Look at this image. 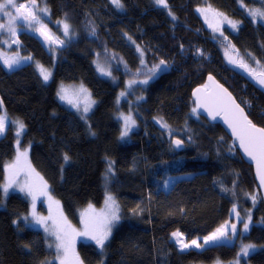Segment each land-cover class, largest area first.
<instances>
[{
  "label": "trees",
  "instance_id": "16d2710c",
  "mask_svg": "<svg viewBox=\"0 0 264 264\" xmlns=\"http://www.w3.org/2000/svg\"><path fill=\"white\" fill-rule=\"evenodd\" d=\"M45 2L51 19H67L77 35L53 52L36 34H19V53L53 68L49 83L33 63L11 70L0 59V111L26 126L21 138L12 124L0 138V184L9 175L7 165L15 163L18 151L26 150L27 159L21 161L26 162L31 185L35 186L33 178H42L76 225L81 223L80 211L89 205L101 207L109 190L119 203V220L102 250L91 240L79 244L84 264L232 261L238 255L237 243L181 251L172 233H183L187 241L208 236L230 220L233 205L242 217L251 212L244 239L255 247L244 264H264V201L253 166L244 161L237 141L220 123H209L192 111V91L212 74L234 94L251 121L264 127V91L230 67L221 50L226 45L238 57L249 55L252 63L256 59L264 66V23H253L243 11L245 4L264 8V0H166V6L155 0H122V13L109 0ZM203 5L241 19L238 32L225 30L223 37H214L197 13ZM124 31L141 36L148 57L158 55L169 62L167 71L142 87L145 99L133 103L138 124L128 141L121 139L117 117L120 110L128 112L126 101L132 104L128 99L118 102L126 77L122 57L128 62L127 50L118 47ZM198 49L203 56L196 55ZM96 53L116 66L112 76L97 73ZM80 82L96 101L87 120L57 95L60 83ZM131 97L134 102L135 95ZM160 118L183 131L182 139L190 138L184 150L174 148ZM65 153L71 157L67 163ZM110 160L115 175L106 188ZM182 174L190 177L165 189L169 177ZM4 197L0 189V264H57L44 233L21 220L31 202L18 193ZM39 205L45 211L44 204ZM243 221L248 218H242L240 225Z\"/></svg>",
  "mask_w": 264,
  "mask_h": 264
},
{
  "label": "rangeland",
  "instance_id": "374dc122",
  "mask_svg": "<svg viewBox=\"0 0 264 264\" xmlns=\"http://www.w3.org/2000/svg\"><path fill=\"white\" fill-rule=\"evenodd\" d=\"M109 1L115 7L116 12H118V13L124 12V7L122 9H118L112 3V0H109ZM0 2H3V0H0ZM16 2H17V4H25L29 8H31V0H16ZM36 4L38 5V8H33L31 10L33 11V13L35 15L40 17L39 23L33 22V23L29 24L28 22L24 21L23 19H18L17 22L14 24V27L16 28V36L15 37H12L9 34V32L7 31V29L0 30V59L2 61H4L5 59H15L18 57H24L19 53V50H18L20 43H13L14 40H17V39L19 40V38H18L19 34L23 31H28V32H32V33L36 34L39 38L42 39V41L44 42L47 49H49L50 51H53V52H56V50H59V49L65 47L77 35L75 26L71 22H69L67 19H63V20H59V21H53L51 19V17H50L51 11H50L49 6L46 4L45 0H36ZM242 4H244V3H241L240 5L242 6ZM113 6H112V8H113ZM44 8L47 9V12H40L39 11V9H44ZM254 8H262V7H261V5H253V4L247 5V4H245L243 7V11L249 18H251L248 14V11L250 9H254ZM199 9H206L207 11L201 12V11H199ZM6 11L11 12L12 15H16L15 9H13L11 7L6 9ZM197 13L199 14V17L201 18L205 27L212 33V35L214 37H223L225 35V30H228L232 33H237L240 26L243 23V21L241 19H236V18L226 16L225 14H222L221 12L217 11L216 9L209 7V6H206V5L199 7L197 9ZM214 13H219L221 15L220 16H214ZM225 17L227 18V20H230V21H238L239 24H238L237 28L233 29L226 22V20H224ZM8 19H9L8 16L4 15L3 13H0V24H7ZM65 20L71 26L68 36H65L63 34V24L58 23L60 21H65ZM251 21L253 23H264V21H262L260 19L253 20L251 18ZM42 26H46L44 28V30L48 33L49 36H52V37L57 38L59 40H62V41H64V43L63 44L53 43L50 40H48L44 35L41 34L40 29ZM123 33L125 34V36H121L122 37V43L118 47L120 49L127 50L129 63L125 60L124 57H122V59H121L122 68L124 69V72L126 73V77H125V80L123 81L122 90L119 92V95H118V102L123 103L124 101H126L128 99V101H130L132 104H130L126 101L127 105H126L125 109H128V112L120 110V113L118 114L117 117L121 123L122 130H123L124 122L120 118L121 113H123L125 115L131 114V116L135 120V125L129 131L128 136H126L124 138L126 141H128L131 133L133 132V130L136 128V126L138 124L137 118L134 115V113L136 112V108H133L134 107L133 103H138V102L143 101L145 99L141 93L142 87L143 86L145 87L146 85H148L149 83H151L152 81L157 79L161 73L167 71V69L169 68V62L166 61L167 65L161 66V69L157 70L155 72V74L150 73L149 69H151L154 64L159 63V61L162 60L161 57L158 55H155L154 57H151V58L148 57L145 49L142 47V45L140 43L139 37H141V36H138L139 34L130 35L129 33L125 32V31ZM129 37H131V39H129ZM137 45H139L140 49H142L144 52V55H143V59L145 61L144 64H141V62H140L141 61V55H140V52L137 51ZM221 50H222V54L224 56L226 63L230 67H232L240 75L245 76V78L252 81V83H254L257 87L261 88L264 91V85H261L257 79V77H259L261 73H264V66L259 61H258V63H259L258 64L256 59H254V63H252L249 55H247V57H249V58H247L246 55L238 57L237 54L230 47H228L226 45H221ZM28 57H30L31 59H20L19 63L14 64L13 67L11 68V70L15 69L17 67H20L22 65L28 64V63H33L35 66V69L37 70V72L39 74V76L43 80L42 76L40 75V71L37 67V64L43 65L46 69L50 70L52 73L50 79L46 82V83H49L53 78V68L45 66L43 63L34 59L31 56H28ZM24 58H27V57H24ZM251 58H255V57L252 56ZM57 59H58V57L55 60H57ZM233 61H235V63ZM241 62L243 64L247 65V67H241L240 66ZM93 64L97 70V73L103 77L112 76L113 70L116 68V66L113 65L112 62L107 57L101 55V53L100 54L96 53V55L93 59ZM101 69H103V71H101ZM137 70H139V71H137ZM108 72L111 73L110 76L107 75ZM144 80H147L148 82L146 84L142 83V81H144ZM130 81H134V83L130 84L129 83ZM81 85L85 89H87L88 93H90L91 100L95 101L94 97L92 95V92L83 82H80V83H60V85L58 87V92L60 91V89L62 87L67 89V97L68 98L65 100H61L59 98V96H58V98L65 106H67L71 110L75 111L77 114H79V116L81 115V117L84 120H87L86 117L89 113H91L93 111L95 104H96V101L91 106L90 110L87 113H83V108H84L85 103H86V98H85L83 93H78V89L80 88ZM121 92H124L125 95L121 96L120 95ZM132 95H135L134 102L130 100V99H132V97H131ZM138 98H141V99H138ZM69 100H71L72 103H69ZM74 105H79V107H75ZM0 116H6V118H7L5 131L7 130V128L9 127L10 124H12L13 127L15 128V130L17 131V126L14 122L17 120H19V121H22V120L15 119V118L10 119L7 117V115H5V113H3V111H0ZM25 129H26V127H25ZM25 129L21 133V135L18 136L19 138H21L22 134L25 132ZM170 129H171V133L169 132V129L165 130L169 139H173V137H181L182 138L184 136L183 131L178 130V129H174L172 126H170ZM1 137H2V135H0V138ZM26 168H27L26 162L21 161L18 168L13 170V172H15L16 174L13 175V172H9V175H6L5 180L0 184V189L3 190V185L5 183H7L10 178L17 181L19 185H24V184H30L31 185V183H32L31 176H30L29 171ZM114 175H115V170H114V166H112V172L107 173V175L105 177L106 188H108V181L110 180V178H113ZM187 177H190V176L186 175V174H182V175H176V176L169 177V179L165 185V189L169 190V188L172 186V184L177 179L187 178ZM33 179H34V183H35V186H33V189L36 192L35 213L37 216L46 218L45 225H40V224H37L35 222V220L33 219V216H32L33 201H32L31 196H27L25 193L20 192L19 188L16 185H13V187H11L9 189L7 196L4 197V200H6L8 195L11 193H18L22 196H25V198H27L31 202L30 211L27 214H24L22 216L21 220L24 221V223L29 228L38 229L44 233V235L47 239L48 248L52 252H54V257L52 259L53 263L60 264V259L63 257V253L58 252L56 249V243L58 241L56 240L55 235L52 234L56 229V224H54V221L59 222L63 218V220L66 221L67 225H70L71 229H74L75 232H84L85 231V221H88L90 229L93 228L94 226L95 227L100 226L99 220L102 219L100 214L102 212L108 211V207L105 204V200H106L107 195L111 194L113 196V198L115 199L116 204L119 207V203H118L116 197L111 192H109V190H106V196H105V200H104L103 205L99 208L92 206V209H89V206H87L84 209H82L80 211L81 223H80V225H76L66 215L61 201L59 199H57L55 196H53L50 193V191L48 190V188H47L48 195H40L39 194L41 191V187H42L41 179L39 177H35ZM49 197H51V199H49ZM56 201L59 202L58 205L55 203ZM40 203L44 204L45 211H41L39 209ZM86 210L88 212V215H86V216L82 215L83 213L86 212ZM237 212H238L237 207H235V210H233V208L231 209V214H230L231 218H230V220L227 221L229 224L228 237L221 238L220 240H218L214 243H209V244H204V237H199L196 239L198 240V242L200 244L203 245V247L197 248L195 246H190L187 249L181 250V248L177 244L178 249L181 251H186V250L193 249V248L197 249V250H203L207 247L217 245V244L232 245L234 243H237L238 255L234 260H232V261H217L213 264H244V262H246V258H245L246 255L241 253V248L243 245H247V243L245 242V239H244V235H245L246 231H244V224L240 225V220H242V218L247 219L248 215L249 214L251 215V212L248 211L246 213V215H243V217L239 214V218L236 216ZM118 215H120V207H119ZM24 216L28 217L27 221L23 220ZM116 222H117V220L112 222L110 225L111 233L113 231V227L115 226ZM233 223L236 224V229H237L235 234H233L230 230V225ZM45 226H47L51 231L45 232V230H44ZM111 233H110V235H111ZM71 235L74 236L75 254L79 257V260L83 262L82 258L80 257V255L78 253L79 244L82 242L90 241V240L95 243V241L92 240L90 236H79V235H75L74 233H72ZM109 238H110V236H109ZM183 238H184L185 242H190V241L186 240L185 235ZM107 241L105 242V245H106ZM97 247L99 249H101L98 245H97ZM48 264H50V263L48 262ZM68 264H77L75 258H73L71 255L69 256ZM83 264H84V262H83Z\"/></svg>",
  "mask_w": 264,
  "mask_h": 264
},
{
  "label": "snow or ice",
  "instance_id": "6c2138e0",
  "mask_svg": "<svg viewBox=\"0 0 264 264\" xmlns=\"http://www.w3.org/2000/svg\"><path fill=\"white\" fill-rule=\"evenodd\" d=\"M112 3L118 8L122 9L123 8V3L122 0H112ZM155 3L157 5H164L166 6V0H155ZM9 7L15 9L16 15H12L11 12L6 11ZM33 8H38V5L36 4V0H31V8H29L25 4H17L16 0H3V2H0V13H3L4 15L8 16V22L7 24H0V30L7 29L9 34L12 37L16 36V28L14 27V24L17 22L18 19H23L24 21L28 22L29 24L35 22L39 23L40 22V17L35 15L31 9ZM23 10V11H22ZM40 12H47V9H39ZM201 12L207 11L206 9H199ZM170 15L171 12L169 13ZM249 16L253 19H260L264 21V8H254L250 9L248 11ZM221 14L219 13H214V16H220ZM173 20L176 19L174 15H172ZM224 20L233 28H237L239 22L238 21H230L227 20L225 17ZM58 23L63 24V34L65 36H68L69 31H70V24L65 20V21H60ZM46 26H42L40 31L41 34L44 35L48 40H50L53 43H59L63 44L64 41L59 40L57 38H54L52 36H49L48 33L44 30ZM93 34L95 33V29H92ZM131 39V37H129ZM225 39H227L225 37ZM13 43H19V40H14ZM181 50L183 51L184 46L180 45ZM137 51L140 52L141 55V64H144L145 61L143 59L144 52L142 49H140L139 45H137ZM196 55L198 56H203L204 53L201 50H197ZM20 59H31L30 57L24 58V57H18L15 59H5L4 63L7 65L9 69L13 67L14 64L19 63ZM235 63V61H233ZM167 62L165 60H160L159 63L154 64L151 69H149V72L152 74H155L157 70L161 69V66H166ZM241 67H247V65L243 64L241 62L240 64ZM37 67L40 71V75L43 78L44 82H47L52 73L50 70L46 69L43 65L37 64ZM103 71V69H101ZM139 71V70H137ZM107 75H111L110 72L107 73ZM258 82L261 85H264V73H261L259 77H257ZM209 80H213L211 76H209ZM147 80L142 81V83H147ZM134 83V81L129 82ZM204 87H207L206 85ZM219 89V92L221 95L217 96L213 100V104L216 106V111H213L211 108L209 109V114L213 117V119L216 118V115L220 114V112L226 113V122L229 124V127L232 129L233 135H235L240 142V147L244 150V152L247 154L248 157H251L253 160L256 161L257 163V172L258 176L260 179V184L261 186H264V127H257L255 124L252 123L251 120L248 119L247 115H245L244 110L240 107L239 104L235 102V100L232 98L231 93L227 92V89H224L222 85L217 86ZM203 89L202 88H197L194 90L193 95L197 98V106L202 107L206 106L208 104V101L205 100L204 103H201V93ZM78 93H83L85 98H86V103L83 108V113H87L91 106L95 103V101L91 100L90 98V93H88L87 89H85L82 85L78 89ZM59 98L61 100L67 99V89L61 88L60 91L57 93ZM121 96H124L125 93L121 92ZM141 99V98H138ZM69 103H72L71 100H69ZM0 105H2V101H0ZM75 107H79V105H74ZM193 112H196V108L192 109ZM230 117V118H229ZM120 118L124 122L123 130L120 133L121 139L124 137L128 136L129 131L132 129V127L135 125V120L131 116V114L125 115L123 113L120 114ZM6 116H0V135H3L5 132L6 128ZM17 126V136H19L25 129V124L23 121H15L14 122ZM160 123L161 126L165 129H169V132L171 133L170 126L163 121L162 118H160ZM92 135H95L94 132H91ZM183 141L177 139L174 141V144L179 147L181 146ZM17 144H19V140H17ZM230 151L232 149H229ZM27 159V151L25 150L24 152H19L17 153L16 156V161L13 164L7 165V169L10 172H13L14 169H17L18 166L20 165L21 160ZM71 157L68 155V153L64 154V161L67 163L70 161ZM114 164V161H109L108 165V173L112 172V166ZM30 167V166H29ZM34 171V170H32ZM16 173L13 172V175ZM38 175V174H37ZM41 183V191L40 195H48L47 191V183L43 181L42 178ZM13 185H16L20 192L25 193L27 196H31L32 201H33V212L32 216L33 219L37 224L40 225H45V220L46 218L37 216L35 213V200H36V192L33 189V186L30 184H24V185H19L17 181L14 179L10 178L7 183L3 185V193L5 196H7L8 191ZM227 191V189H225ZM253 202L255 203L256 201V196L253 194L251 196ZM51 199V197H49ZM57 205L59 204L58 201L55 202ZM105 204L108 207L107 212H102L100 215L102 219L99 220V227H93L89 228L88 221H85V231L84 232H75L74 229H71L70 225H67L66 221L61 219V221L57 222L54 221V224H56V229L52 233L55 235L56 240L58 241L56 243V249L58 252L63 253V257L60 259V264H68V259L69 256L71 255L73 258H75L77 264H83L82 261L79 260V257L75 254V249H74V236L71 235L74 233L75 235L79 236H90L92 240L95 241V243L103 249L105 247V242L108 240L110 233H111V228L110 225L112 222L119 220V207L116 204L115 199L111 194L107 195ZM235 205H233V210H235ZM89 209H92V205H89ZM82 215L86 216L88 215V212L86 210L85 213ZM236 216L239 218V213H236ZM23 220L27 221L28 217L24 216ZM251 221V215H248V221H243L244 224V231H247L249 228V222ZM16 223V221H14ZM45 232H50L51 230L45 226L44 228ZM230 230L233 234L236 233V224H231L230 225ZM229 234V224L226 221L225 224H222L219 228H217L213 233L210 235L204 237V244H209V243H214L221 238L228 237ZM172 237L175 239V242L179 245L181 250L187 249L190 246H195L197 248L203 247L202 244L198 242L197 239H193L190 242H185L184 240V234L175 231L172 233ZM254 245L247 244L243 245L241 248V253L244 255H247L249 250L254 248ZM42 264H48L47 261L42 262ZM103 264V262H101Z\"/></svg>",
  "mask_w": 264,
  "mask_h": 264
},
{
  "label": "water",
  "instance_id": "95a60500",
  "mask_svg": "<svg viewBox=\"0 0 264 264\" xmlns=\"http://www.w3.org/2000/svg\"><path fill=\"white\" fill-rule=\"evenodd\" d=\"M209 76H211L213 78V80L210 81L209 80ZM205 85L207 87H204ZM218 85H222L224 89H227V92L228 93H231L232 98L235 100V102L237 104L240 105V107L244 110L245 115H247V117H248V114H247L245 108L239 103V101L236 99V97L234 96V94L224 84H222L214 75H212V74H210V75L207 76L206 83L204 85H199V86H197V87L194 88V90H196L197 88H202L203 89V91L201 93V103H204V101L207 100L208 101V104L206 106H202V107H198L197 106V98L193 95L194 90L192 91V98L194 99V102H195L196 111H197V113L200 116H202L205 119H207V121L209 123H212V124L220 123L221 126L225 129V131L229 134V136L232 137L234 140L237 141L238 148H239V152H240L241 156L243 157L244 161L246 163H248V164H251L253 166L255 179H256L258 188L260 190L262 199L264 201V186H261V184H260V179H259L258 172H257V163L251 157H248L247 154L244 152V150L240 147L239 139L235 135H233L232 129L229 127V124L226 122V113L220 112V114L216 115V118L215 119H213V117L209 114V109L210 108L213 111H216L217 110L216 109V106L213 104V100L217 96L221 95L220 92H219V89L217 87ZM248 119L251 120L249 117H248ZM253 124H255V123H253ZM255 125L257 127H262V126H259L257 124H255ZM177 139L183 141L182 145L179 146V147H177L174 144V141L177 140ZM186 142H190V138H186L184 140V139H182L180 137H174L173 140H172L173 146H174V148L177 151L184 150L185 145H186Z\"/></svg>",
  "mask_w": 264,
  "mask_h": 264
},
{
  "label": "bare ground",
  "instance_id": "6f19581e",
  "mask_svg": "<svg viewBox=\"0 0 264 264\" xmlns=\"http://www.w3.org/2000/svg\"><path fill=\"white\" fill-rule=\"evenodd\" d=\"M185 148H186V145H185ZM185 148H184V149H185Z\"/></svg>",
  "mask_w": 264,
  "mask_h": 264
},
{
  "label": "crops",
  "instance_id": "0c3cea01",
  "mask_svg": "<svg viewBox=\"0 0 264 264\" xmlns=\"http://www.w3.org/2000/svg\"><path fill=\"white\" fill-rule=\"evenodd\" d=\"M6 132V131H5Z\"/></svg>",
  "mask_w": 264,
  "mask_h": 264
}]
</instances>
